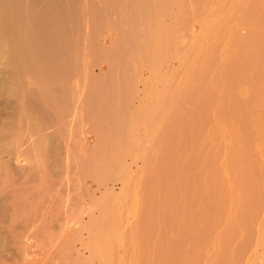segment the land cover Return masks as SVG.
Wrapping results in <instances>:
<instances>
[{
    "label": "rangeland",
    "instance_id": "374dc122",
    "mask_svg": "<svg viewBox=\"0 0 264 264\" xmlns=\"http://www.w3.org/2000/svg\"><path fill=\"white\" fill-rule=\"evenodd\" d=\"M91 1L92 0H84V2H83V0H82V2L81 1L79 2L77 0L78 7H76L77 6L76 3H75L76 6L74 5V7L77 9L72 7L71 10L74 8L75 10L80 9L78 11H81L84 8L85 10L83 9L84 11H82V12H85L87 10L86 8L89 6ZM129 1H131V4L135 5V3L138 4V2H140L142 0H129ZM179 1L181 2V3L178 2L179 5L177 4L176 6H169L168 8H166L162 11L163 13L160 14L161 17L159 19L160 22L158 25L155 23V19H154L153 15L150 14L154 21L152 20V18L150 19V15H149L148 19H150V22L148 21L149 25L147 24L148 25L147 31L146 30L144 31L145 35L148 34L147 32H149V34H148L149 37H147L149 39V41H148L149 43H147L148 50L146 51L145 54H142V52H141L142 51V49H141L142 43L145 40L144 38H142V37H144V35L142 36V34H143L142 32H141V38L139 39L140 30L141 31L144 30L143 25L145 24V22H143L144 24L141 22L142 23L141 24L142 29L140 28V23H137L139 25L136 24L137 26H139L138 27L139 32H136L134 30V32H136L135 34H137L136 36H138V39H139L138 40L136 38V40H135V41H138L137 43L135 42L136 46H137V47L135 46L136 50L133 49L134 47L132 49L131 48L128 49V47H125V46H124L125 48L122 49L123 48L122 43L124 45H126V43H124L125 41H123L122 34L123 33L127 34L128 31L126 32V29H121L122 27L125 26V25L123 26V24H122L123 23L122 19H123L124 13L121 11V9H119V11H117V13H116L117 15H119V16H117L118 18L115 15L113 16L115 19L111 18V20H112L111 24L113 22V25L105 24L102 26V24H101V26H99L96 29V27L91 26L92 24H90L89 23L90 21L88 20L89 22L86 21L87 22L86 27H88V28H85V30H87V31L84 30L85 26H82V27L77 26V24L79 25V23H80L79 19H78L79 17L77 15L75 16L76 19H78V20H77V23H74L75 17L71 16V14L69 13L70 15H68V16L69 17L71 16L72 18L68 17V19L70 21H68L67 23L68 24L70 23L69 25L71 27L66 25V29H67V27H69L68 29H69V32H71V33L67 32L68 29L66 30V32H67L66 39L68 41L70 40L69 42H70V46H71V51L73 52V53H71V52L70 53L74 57L73 58L71 56L72 59L75 61V58H77L75 56H78L79 60H78V58L76 60L80 61L81 67L79 65L76 67H74V66L72 67V69L74 70V73H73V71H72V73H70V76H72V77L69 76L70 78L68 80V86H67L68 88L64 94H61V93H63L62 91H56V93H54V94H58V95H55V96L53 94L51 95V93H50L51 96L58 97L59 100H61V102H62V100H64L63 97L66 98L65 102L64 101L62 102L63 106H64V107L63 106L62 107L64 110L61 108L62 110H59V111H50V112H49V110L47 111V109L44 108L42 101L34 95V91H36L38 89V86L45 88L44 86H46V83H43V84H42V82L36 83L34 80L31 81L30 78H27L28 79L27 81L25 80L26 81L25 86H26V88L30 89L28 92H31V93L33 92V94H31V96H35V97L34 98L31 97L32 99L29 97L30 99H28V100H30V103L28 101L25 105V109H21L24 107H21V105L17 102L15 97H13L12 95L9 94L10 81L8 80L7 77H4L2 75L3 71L1 70L2 68L0 65V71H2V72H0V181H1V183H0V264H125V263L126 264H135L133 261H136V264H137L140 257L137 258V256L133 255V254H137L139 256L140 254H138V253H140V249L142 248V242H141L142 239L140 236H143L142 235L143 231L141 230L142 229L141 224L143 223L144 220L147 221V219H151L152 217L153 218L156 217L157 220L155 219V223H154L155 227H152L153 230L154 229H156V230L154 232H153V230H151L150 240H153L154 238L160 239L161 241L163 240L164 241L163 243L165 245L167 244L170 247L171 241H169V240H173L175 238L173 237L174 235L172 234V232L166 230L168 226L166 224L167 219H165V218L168 216L169 211L167 212V209L165 211V207L167 208L166 204H164L163 207L160 206L161 205L160 203L162 201V197L164 198L163 195L162 196L160 195V193H161L160 192V186H161L162 182H164L163 180L167 179V178H165V176L167 175L169 178V176H172L174 171L173 172L168 171L164 176H162L163 179H162V177L160 178L159 175L155 176V171L157 169L156 167H159L158 166V165H160L159 163L163 164V161L167 157L170 156L171 152L173 153V151L166 144L165 140L163 141V139L165 136L167 138H170V137H168L169 135H166V133H170L172 131L171 132V134H172L173 130L177 129V126L179 127V125L177 123L182 121L181 119H183L182 117L184 115L186 116V113H187V117L188 116L191 117L192 116L191 114L193 113V115H194V113H195L196 114L195 117L197 119L198 118L200 119V116H199L200 113L198 114L199 109L201 107H203V105L205 103H207V102H205V101H207V99H205V100L203 99V101L205 102L204 103L203 101H201L202 100L201 98L202 97L207 98V97H205L208 95L207 93L212 91V93H209V95L210 94L213 95V93L216 94V96L218 98L216 97V101L213 102V104L216 106V108L219 107V105H220L219 96H220V94H222L221 96H223L226 92V90H225L226 85L224 84L225 85L224 86L223 84H221L222 80L219 78V72L221 71V67L223 68L222 63H223V60L225 59L224 56H226L225 52L228 54L230 53L231 47H229V46L233 45V42H235V40H237L239 43H242L244 46L247 45L246 41H248V39H249V33L250 32H249L248 27L244 26L243 24H242V27H239V26H241V23H242V22L241 23L239 22V20H240L239 17H241V15H243L244 10L247 11L246 8H249L248 3L252 2V0H197V2L195 4V8H194L193 4H192L193 5L192 6L191 3L190 4L188 3L189 0H179ZM254 2H255V5L258 7L262 6L260 8V10H261L260 14H262V16L264 17V6H263L264 0H254ZM79 3H82V5ZM84 4L87 7H85ZM79 5L81 7L83 5L84 6L81 9V7ZM184 6H186V7H184ZM69 7H71V6H69ZM171 7H173V8H171ZM181 7H182V9H181ZM243 7H244V10H241V9H243ZM191 8H193V10H191ZM67 9H68L67 11H69L68 7H67ZM54 10H56V8H54ZM197 10H199V11H197ZM240 10L243 11L242 14H241ZM118 12H120V14ZM2 13L3 12H0V16L2 15ZM187 13H189V14H187ZM185 14L187 15V17L189 15H192V16H189L190 18L189 17L187 18ZM239 14H240V16H239ZM73 17H74V20H73ZM220 17H222V18H220ZM243 17H244V15H243ZM235 19L236 20L239 19L237 21L240 24ZM119 20H120V22L122 20V22L120 23ZM193 20H195V21L193 22ZM230 20H233L234 22L230 21ZM145 21H147V20H145ZM114 22H117V24L115 23L116 26H115ZM224 22H226V23H224ZM136 25H134V27ZM208 25L211 27L213 26L214 28L213 27L211 28ZM34 26H35L36 30L41 31L43 29L42 24L39 23L38 21L35 22ZM110 26H112V27H110ZM114 26L115 27L118 26V27L116 29H114L115 28ZM137 26L135 28H137ZM185 26H186V29H185ZM218 26H220L219 28L221 30L218 28ZM90 27L92 28V30H90ZM100 27H101V31H100ZM104 27L106 30L104 29ZM150 27H151V31H148ZM82 28L84 31L81 30ZM124 28H127V27L125 26ZM164 28H166V30ZM127 29H129V28H127ZM115 30L118 32V37L116 35L117 32H115ZM122 30L124 31L123 33L121 32ZM161 30L163 33L167 34V35L164 34L165 37L163 36V41H161L162 35H163ZM263 30H264V28H263ZM89 32H91V33H89ZM93 33L94 34L96 33V34L94 35ZM92 34L94 35L93 40H92V36H93ZM160 34H161V36H160ZM87 35H89V36L91 35L90 39L92 41L96 40L95 41L96 43L94 42L92 44L91 40L88 38L89 36H87ZM158 36H160L161 38ZM261 36H263L261 38L263 40L264 39V32L263 31L261 32ZM84 37H86L88 39L85 38L86 39L85 40ZM96 37H97V39H96ZM115 37H116V39H115ZM154 39H155V41H154ZM233 39H234V41H233ZM245 39H247V40L245 41ZM87 40H89V42H90L89 45L87 44V42H88ZM119 40H121L122 43L120 41L119 42L120 44L118 46L117 41H119ZM164 40H165V42H164ZM245 42H246V44H245ZM114 43H115V45H114ZM162 43H164L165 47L163 46ZM199 43L200 44L202 43V44L200 45ZM214 43L216 44L219 52L217 49L215 50L216 47L214 46ZM161 44H162V46H161ZM212 45L214 47V48L212 47L213 50L211 49ZM113 46H115V47H113ZM119 47L122 50H120ZM161 47H163V49ZM167 47H168V49H165ZM209 47H210V49H209ZM226 47H228V48H226ZM155 49H157V50H155ZM226 49L227 50L229 49L228 50L229 52L225 51ZM158 50H160V52L162 54H160V52ZM163 50H164V52H163ZM209 50H210L211 54L213 52H215L217 54V56L221 57L220 59L218 57L221 65L219 64V66L213 68V72H212V69H210L208 67L207 73H205L204 70H206V69H204V67H207V66H205V64H207L208 62L204 63V61L208 58V56L211 55V54H205V53H207L206 51L209 52ZM43 51L44 50H42V49H41V51H39V54H41L40 56H42L45 53V51H44V53H43ZM108 51H109V53H108ZM263 52H264V48H263ZM110 53L113 55H111ZM129 53H131V54H129ZM215 53H213V54H215ZM109 54L111 55V57ZM202 56H205V58L204 57L202 58L204 61L201 60ZM263 56H264V54H263ZM120 57H121V59H120ZM154 57H155V59H154ZM158 57H159V59H158ZM221 59H223L222 62H221ZM113 61H114V64H113ZM121 64L122 65L124 64L125 66L124 65L122 66ZM127 64H129V65L127 66ZM201 64H204L203 68H202ZM114 65H116V67L118 66L117 69L114 67ZM68 67H71V66L65 65L61 68V67H58L57 65H54L53 67H49V71L53 72L54 70H56L58 73H62L66 70L71 69V68L68 69ZM77 67L79 69L80 68L81 69L80 70L76 69ZM114 69L116 70V72L118 69H120V70H118L119 73L117 72L118 75H117V73H115ZM126 69L128 70L127 71L128 74L127 73L124 74L125 71L123 72V70H126ZM71 70H69V71L71 72ZM210 70H211V72L209 74L208 72ZM214 73H215V75H213ZM254 73L253 74L255 75V78L253 77L254 75L251 76L252 78L256 79V77H257V79H259V77L261 76L262 79H264L263 69H259V70L255 69ZM115 74H116V76L114 77ZM201 74H202L203 79L200 77ZM203 75L207 76L208 78H205V76H203ZM187 76L189 78L191 77L190 80H189V78H187ZM214 76L217 78L214 79ZM119 77H121V78H119ZM192 78L196 84L193 82ZM196 78H198V79H196ZM195 79L198 82H196ZM205 79H208V80H205ZM201 80H202V84L200 82ZM209 80H211V82L213 83V84L212 83L209 84L210 90L212 89L211 87H213L212 85H215L213 88L217 87L216 88L217 90L216 89L211 90V91L208 90L209 86L205 82L208 81V83H209L210 82ZM27 83H28V85H27ZM110 83L112 86L110 85ZM100 84H102V85H100ZM113 84L116 86H114ZM156 84H158V85H156ZM202 85L204 87H207L208 88L207 90L209 92L207 91V93H205L204 92L205 88H203ZM27 86H30V87H27ZM100 87H101V89H100ZM184 87L186 88L188 93L183 92ZM192 87H193V89H192ZM123 88H124V90H123ZM156 88H157V90H156ZM190 88H191V90H190ZM182 89H183V91H182ZM202 89L204 92L203 96H202V93H203ZM227 89H228V87H227ZM71 90H73L75 92H73ZM99 90H100V92H99ZM161 90H162V92H161ZM178 90H180V91H178ZM198 90L199 91L201 90V91L199 92ZM48 91H50V90H48ZM68 91H71V93ZM101 91H102V93H101ZM103 91L104 92L106 91L105 92L106 94H104ZM159 91H160V93H159ZM196 91L198 92V96L195 95V94H197ZM261 91H262V95H264V90L262 89ZM181 92H183V93H181ZM120 93L122 94V96ZM123 93L126 94V96H128V97H126ZM127 93H128V95H127ZM164 93L166 95H164ZM189 93H193L194 95L193 94H190V95H192L194 97L193 98H191L192 96L189 97ZM248 93L250 94L251 92L248 91ZM115 94L117 96L116 99H115ZM205 94H207V95H205ZM215 94H214V97H215ZM249 94H248V96L250 98L251 96ZM100 95L102 96V100H100L101 99V97H99ZM109 95H110V97H109ZM162 95H163V97H162ZM172 95H173V98L176 97L175 99L177 101L180 99L179 102H176V103L173 102L176 100L172 98ZM179 95H183V98L186 97V99L181 100L182 96H179ZM199 95L201 96L200 99L198 98V97H200ZM226 95L228 96L229 93ZM118 96L120 98L119 102H117ZM178 96L181 98H177ZM248 96L246 95V99H244V100L248 101L249 100V99L247 100ZM112 97H114V98L112 99ZM224 97H225V95H224ZM233 97H235V95ZM187 98H188V100H187ZM35 99L37 101H34ZM38 99H39V101H38ZM96 100H97V103L99 105L96 103ZM113 100H116L115 103H113L114 102ZM212 100H214V98H212ZM230 100L232 101V98H230ZM230 100L227 101V104H230ZM111 101L113 104H115V107H116V105H119L118 103H120V104L124 103L122 106L119 105L120 108L119 107L118 108L121 110H118V108H117L116 109L117 113L115 112V115H114V113L111 114V112H113L112 107H111ZM180 101L184 102L185 105H184V103H183V105L179 104ZM192 101L194 103H191ZM38 102H41V103H38ZM116 102H117V104H116ZM162 102H164V103L168 102V104H170L169 102H172V103L170 105H168L169 107L166 105L167 103H165L164 106H166V107H164ZM197 103H200V104L197 106ZM211 103H212V101H211ZM211 103H209L208 106L213 105ZM35 104H36V106L39 105V107L37 108L35 106ZM101 104H103V105H101ZM127 104H128V106H127ZM161 104H162V106H161ZM190 104H193L192 107ZM157 105H159V106L157 107ZM200 105H202V106H200ZM214 105L208 107V108H211L212 110L207 108L208 111L206 113L209 117L212 116L211 118H209L211 123L209 122L207 115L203 116V117H205V120L203 119L205 121V123H204L205 125L202 124L203 125L202 127L205 126L204 127L205 131H203L204 129H202L201 130L202 132L201 131L200 132L201 133L204 132V134H201V135L198 133L196 134L195 139H197V141L198 140L199 141H198V143H196L197 141L193 142L195 140L194 139L190 143L191 146L192 145H194V146L193 147L190 146L191 147L190 149L192 150L194 147L198 148V146L199 147L205 146L204 144H205V142H207L208 144L210 143L209 144L210 146L204 148L203 151H205L204 152L205 154L208 155V152H209V157H212L211 155H213V157H217L219 155L218 158L223 157L222 159L220 158V160L217 158L218 159L217 164L216 163H215V165L213 164V166L210 169H212V168L215 169L218 166L217 170L212 169V171L213 172L214 171L224 172V169L222 168L223 169L222 170L221 167L222 166L224 167V165L226 164L224 167L226 170L225 174L227 176H230L229 179L227 176H225L224 173H222V176L220 177L218 174H216V173L213 174V172L211 171V175L213 174V176H214V178H216V180L212 179V181H211V178L213 176H210V178H209L210 180L204 184L203 188L207 189L206 191H210L216 185L221 186V190H222L221 194H223V192H225L224 193L225 195H221L220 199L221 198L227 199V202L224 203V204H226V206H224V207L225 208L227 207L225 209L226 211L224 209H223L224 211L222 210L223 214H224V212L226 213V218L224 216L225 214L223 215V218H221L222 217V215H221L220 218L222 219V222L219 221L220 223L217 224L218 226H215L214 228L213 227L210 228L209 234L211 236H208V237H211V238H209L210 241H206V242L201 243V246L199 245V247L197 249H194L193 250L194 252L192 251V254H194L195 257H197L196 264H210V263L213 264V262H214V264H221L220 258L222 257L221 256L222 254L223 255L227 254L229 257H231L230 264H254V263L255 264H264V197H263L264 194L259 193L260 191L262 193V191H263L262 189H264V178H263L264 175H261V173L264 174V157L263 158L261 157V156H264V148H263L264 146H262L260 144L259 138L256 139L257 142L255 140V144H254L255 147L251 146L252 144L249 145V143L247 141L241 142L242 144L245 145L246 150L244 149V146H242L241 143H238V145H236L237 150H238V147H239V150L241 149L240 150L241 152L244 149L246 152L245 153L246 155L248 154V155H251L252 157H254L253 159H251L252 157L248 156V158H247V156H243V157H245L244 158L245 162L246 161L248 162L247 159L250 158L251 167H249L248 170L255 166L256 170L250 169L252 171V173L254 174V172L256 171L258 173L255 172V175L257 174L256 176L257 177L259 176L258 178H261V176H262L263 181H262V179H260L261 181L260 180L259 181L263 183V185H262L263 187L261 186V183L258 185L257 188L255 187L256 188V189H254L255 192L258 191L257 189L260 190V188H262L259 192H257L259 195H261V196H258V198L260 197L259 201L260 200H262V201L259 202L256 199L257 203L259 202V206L255 202L258 207L254 211L251 210L252 213L250 211V214H252L253 216L249 215V216H251V218L248 216L250 218L249 221L246 220V221H248L247 222L248 224L245 222V219H244V221L242 220L243 221L242 227H244V228L240 227L242 229L239 228V231H236L232 235L236 239L235 240V239H233V237L231 238V234H230L231 231H228V228L229 229L231 228V227H229V225L230 226L233 225V227H234V225L236 224L233 221L235 219V212L238 211L240 205H237V204H239V203H237L238 200H236V202H235V200H228V195L230 196V193L232 194V192L234 191L233 190L230 192V189L228 188V187H230V186H228L230 184H228V183H229L230 179L231 180L233 179L232 178L233 176H234V179H236L235 178L236 176L240 177L243 174H245L244 173L245 167H244V165H241L243 162V161H241L243 159L242 157H241L242 159L240 160L241 164L239 163L240 165L238 164V162H236V164L235 163L233 164V163H227L228 161L231 162L230 160H228V159L225 160L226 154H225V156H223V154L225 153L224 151L226 150V148L229 149V147L231 146V141L228 139H222L220 136H218L219 139H217V140L215 139V134L218 132L215 130H217L216 126H217V124L219 125V123H218V121L216 122V120H215L217 118V116L214 113L216 111H218V109L215 110L216 108ZM217 105H218V107H217ZM40 106L42 108H40ZM112 106H114V105H112ZM155 106H156V108H155ZM177 106L180 108L178 109ZM182 106L184 109L181 108ZM98 107H99V109H98ZM103 107H104V109H103ZM174 107L176 108V111H175ZM39 108H40V112H39ZM110 108L112 111L110 110ZM168 109H169V111H168ZM192 109L193 110L198 109V110H195V112H194V111H192ZM20 110H23L24 113L26 111L27 112L31 111L32 112V114L30 115L31 120H30V118H27L28 120H26V118H24L25 117L24 113ZM172 110H174L175 112ZM177 110H179V111H177ZM188 110H190V113L192 111V113L190 114L188 112ZM209 110H210V112H209ZM160 111H162V112H160ZM41 112L45 113V114H41L42 116H40L39 114ZM46 112L47 113L49 112L50 114H52L51 118H53L54 123L52 120L49 121L50 117L48 114L49 118H47ZM96 112L98 113L97 115H95ZM118 112L120 113V115L118 114ZM159 112H160V114H159ZM165 112H167L166 114H169V115L172 112H173V114L176 113L175 115H178V116L181 114L180 118L178 116L175 117V115H174L175 119L172 117L173 114H171V116H168L169 118L172 117V120L173 119L177 120V117H178L179 118L177 120L178 122H176L174 120H173V122L169 121L171 118L166 120L167 115L165 114V116H164ZM162 113H163V115H162ZM99 114H100V116H99L100 118L97 117ZM123 114H124V116H123ZM197 114L199 117L197 116ZM216 114H217V112H216ZM38 115L40 116V118L43 117L44 120L46 118L47 121L51 122V125L50 124L49 125H50V127L52 126L51 127L52 130L54 129L53 130V132H55L54 136H53L52 130H50L51 128L49 129V126L47 125L48 129H46L47 126H45V124L43 126L44 129L42 128V126L40 128H38L39 130L35 129V128L33 129L31 127V129L33 130V133H31V132L29 133V131L27 132V130L25 129L26 124L29 123L30 121L32 122V120H33V122H35L34 120L37 121L39 119ZM43 115H46V117H44ZM109 115H111L113 117H111ZM160 115H162V116H160ZM200 115L202 116V114H200ZM189 117H188V119L190 120ZM96 118H99V119L97 120ZM108 118H110V119H108ZM163 118H165V119H163ZM93 119L96 120L97 123H94ZM101 119H102V121H101ZM114 119H116V120L113 122ZM184 119H185V120H183L184 122L186 120L189 121L187 118H184ZM121 120H122V122H121ZM146 120H148V122ZM207 120H208V122H207ZM60 121H62V122H60ZM31 122L29 124H30V126H31V124L33 126L34 123L33 122L31 123ZM213 122H216L217 124L216 123L213 124ZM161 123L163 126H161ZM186 123L187 122H185L184 124H186ZM96 124H98V125H96ZM148 124H149V126H148ZM255 124L256 123H253L254 126L253 125L251 126L254 129H255ZM58 125L61 128L58 127ZM63 125H64V127H62ZM102 125H103V127H102ZM115 125H117L116 126L117 128L115 127ZM130 125H131V127H130ZM20 126H22V127H20ZM98 126L101 128H99ZM23 127H24V129H23ZM55 127H57V128H55ZM160 127L161 128L164 127L165 129L164 128L160 129ZM9 128L12 129L11 131L9 130L12 133H10L8 131ZM29 128L27 127V129H29ZM113 128H116L117 130L113 129ZM257 128H258V125H256V129ZM111 129H113V130L111 131ZM13 130H14V133H15V131L17 132V133H15L16 135H14V136L20 137V138L15 137L17 139V142L19 141L18 139H20V141L24 140V143H22V145H24V146H22L20 144L21 143L20 141H19V146H17V148L19 147L18 149H20V152L17 151V148H15L16 146L13 148L12 145L10 144L11 139L13 137V136H11V134L13 135ZM34 130L36 132H34ZM37 130L39 131L40 135L37 132ZM160 130L162 132L161 136H160ZM162 130H164L165 132ZM45 131L47 133H44ZM50 131L52 132L51 135H49L51 133ZM137 131H138V133H137ZM146 131H149V132L147 133ZM166 131H168V132H166ZM41 132H43V133H41ZM163 132L165 135H163ZM183 133H184L183 137H185V133H187V131H183ZM188 133H189V131H188ZM41 134L42 135L44 134L45 136H46V134H48L47 136H49L48 137L49 141L47 142L49 144H47V143L45 145L43 144L44 145L43 150H41V148H42L41 143H43L41 141L42 139H39L40 136L42 138ZM114 134H116V135H114ZM262 134H264V133H262ZM44 135H43V137H45ZM137 135H138V137H137ZM187 135H186V137H187ZM197 135L198 136L200 135V137H198ZM202 135L205 138L202 137ZM217 135H219V134H217ZM217 135H216V138H217ZM159 136H160V138H163L161 140H162L163 144L164 143L166 144V145L164 144L165 146L162 145V143L159 139ZM9 137H11V138H9ZM166 137H165V139H166ZM189 137L186 139L188 140ZM112 138H114V139H112ZM115 138H118V139H115ZM109 139H111V140H109ZM184 139H182L183 142H184ZM205 139H207V140H205ZM261 139L262 140L264 139L263 135L261 136ZM38 140H39V146L41 145L40 147L38 146V148L35 147L36 144L33 146L30 143V141L37 143ZM157 140H158V142H157ZM187 140H185V141H187ZM218 140L223 146L220 143H218ZM112 141L114 142L113 145H111ZM134 141H135V144H137V146H135ZM166 141H167V139H166ZM132 142L134 145L132 144ZM258 142H259V144H257ZM123 143L124 144L126 143L127 145L125 144L126 146L124 147ZM167 143H168V141H167ZM185 143L186 142H184V144ZM192 143H194V144H192ZM15 144H16V142H15ZM26 144H27V146H26ZM51 144H53L54 146H52ZM131 144H132V146H131ZM138 144H139L140 148L138 147ZM195 144H197V146ZM219 144L221 147L219 146ZM17 145H18V143H17ZM48 145L49 146L51 145L50 146L51 148H48L49 150L45 148V146H48ZM160 145H161V148L159 147ZM189 145L187 148H189ZM259 145L262 148H260ZM20 146H22V147H20ZM31 146H33V147L29 148ZM247 146H249V147L247 148ZM9 147H11V148H9ZM167 147L169 148L170 153H169V150ZM21 148H22V150H21ZM33 148H35V150L38 149V151L35 152V150ZM123 148L125 151L122 150ZM187 148L182 150L183 154H181V156H182L181 160L185 161V157L188 154H189L188 155V157H189L192 155V153L195 152V148L193 149L194 152H192L193 150L188 152L189 149H187ZM6 149L7 150L12 149L13 152H12V150L7 151ZM29 149L30 150L32 149L31 150L32 152H30ZM252 149H253V151H252ZM108 150L111 152V155L109 154ZM164 150H165L166 154L164 153ZM184 150L186 151L187 154L184 152ZM26 151L29 153H27ZM23 152H24V155L22 154ZM120 152L122 154H119ZM147 152H148V154L151 155L150 156L151 158H152L153 154H155L153 161L151 160V158L149 160ZM25 153H27L26 156H25ZM49 153H50V155H49ZM221 153H223V154H221ZM243 153H244V151H243ZM243 153H242V155H243ZM139 154H141L142 156L141 155L139 156ZM185 154H186V156H185ZM216 154H217V156H214ZM43 155H44V157H43ZM19 156H21V157H19ZM165 156H166V158H165ZM239 156H241L240 152H239ZM94 157L96 160L94 159ZM100 157H102V158H100ZM144 157L146 158V160L148 157V163L150 161H152V162H154V164L157 163L156 164L157 166L154 165L153 166L154 168H152L153 163H151V162H150L151 164L149 163L151 165L150 168H148L147 162H146V166H144L143 164L146 161V160L144 161ZM188 157H186V161H187ZM155 158H156V161H155ZM162 158H165V159L162 160ZM226 158H227V156H226ZM159 159H161L162 161H160ZM98 160H100V161H98ZM116 160H118V161H116ZM223 160H225L226 162L225 161L223 162ZM122 161H123V164H122ZM218 161H221L224 165ZM247 162H246V164H249ZM111 163H112V165H111ZM85 164L86 165L89 164V165L86 166ZM218 164H220L221 166ZM243 164H244V162H243ZM253 164H255V165H253ZM104 165H105V167H104ZM235 165H236V167H235ZM214 166H215V168H214ZM242 166H243V168H242ZM233 167L236 168V171H235V168H233ZM142 168H144V172H145V173L143 172V174H141L143 171ZM230 168H233V169H230ZM246 168H247V165H246ZM197 169L195 167V170H193V169L191 171L185 170V171H188L189 173L193 172L192 173L193 175L189 174V173L188 174L184 173L185 171H182V174H185V175H181V178L183 179V177H185V179H184L185 185H188L190 183L191 179H193V178H194L193 180H201L203 178L204 175L202 176V174H204L203 173L204 171L201 172L202 171L201 168H200V170H199V168H197ZM89 170H91V171H89ZM104 170H106V171H104ZM145 170H150L153 172L154 175L152 174L151 176H149V178L150 177L152 178L155 176L154 178H156L155 179L156 181H158L159 178L162 179L161 184L158 185L159 182L158 183L154 182L155 181L154 179H150L151 182H148L150 180H148L149 179V178H147L148 176L146 177L145 175H147V174L149 175L152 172L146 173L147 171H145ZM253 170H254V172H253ZM87 172H89L90 174ZM241 172H242V174H241ZM118 176H119V178H118ZM189 176H191V178ZM193 176H195L196 179ZM1 177H3V178H1ZM98 177H100V179ZM104 177H105V179H104ZM219 177L221 180V181L219 180L220 183L217 182V179H219ZM223 177L224 178L226 177L228 180L227 179L223 180L224 179ZM186 178H188V179H186ZM144 179L145 180L147 179L148 181L146 180V182H144ZM160 179H159V181H160ZM234 179L232 181L230 180L231 184L234 181ZM152 180H154V181H152ZM226 180L228 182H225ZM223 181H224V183H222ZM103 183H104V185H103ZM144 183H150V185L145 184L148 186V188L144 187L147 190L146 193H148V195L144 192L145 189L143 190V188H142V186H145ZM152 183H154V184H152ZM155 183H157V184H155ZM217 183H219V184H217ZM225 183H227L228 185H225L227 188L225 187V189H224L222 184H225ZM150 187H151V191H150ZM156 188H158V190ZM152 189L157 190L156 192H157L158 196H157V194L153 193L155 191ZM227 189H229V190L227 191ZM139 191H140V193H139ZM151 193H153L152 195H154V196H149V194L151 195ZM226 193H229V194H226ZM155 195H156V198H155ZM145 196H146V198H144ZM224 196H227V198H224ZM152 197H153V201L156 203L158 201L159 204L157 203L156 205H154L155 203L152 200L149 201V199H151ZM261 197H263V198H261ZM138 198H139V200H138ZM145 200H146L147 205L150 207L146 206V204H144L145 202L143 203V201H145ZM151 202H153V203H151ZM150 203H151V205H150ZM143 207H144V209L146 207H148L150 209L146 208V210H144ZM161 207L163 209H161ZM156 208H157V210H156ZM109 209L112 210L113 214H111L112 212ZM148 210H149V214L147 212ZM150 210H152V211H150ZM160 210H163V212H161ZM227 210H230V212L229 211L227 212ZM159 211L161 214L159 213ZM222 211H221V213H222ZM108 212H110V213L107 214ZM146 212H147V214H146ZM152 212H153V215H152ZM253 212H255V213L253 214ZM101 213H103V214H101ZM150 213H151V215H150ZM158 213H159V216L157 215ZM164 213H166L167 215L165 216ZM227 213H229V214L227 215ZM105 215H107V218H109V219L105 218ZM231 215L233 217L229 221L228 218H230ZM110 216L113 218H111ZM147 217H149V218H147ZM248 217L246 219H248ZM224 219H226V221L223 222ZM152 220H154V219H152ZM163 220H165V221H163ZM231 220H232V222H231ZM236 220H238V219L236 218ZM97 221H98V224H96ZM106 221L107 222L109 221L108 224ZM227 221L231 222V223L230 224L228 223V225H227V223H226ZM238 222L241 223V220L240 221L238 220ZM238 222H237V224H238ZM114 223L117 225H113ZM224 223H225V225H224ZM232 223H234V224H232ZM138 224H140V225H138ZM219 224L221 227L219 226ZM106 225H107V227H106ZM226 225L228 227H226ZM139 226H141V227H139ZM97 227L99 230L97 229ZM218 227H219V229H218ZM233 227H232V229H233ZM108 228H109V230H108ZM105 229H106V231H104ZM138 229H139V231H138ZM226 229L228 232L226 231ZM232 229H230V230H232ZM101 231H104V232H101ZM91 232H95V233H91ZM137 232H140V233H137ZM114 233H115V235H114ZM135 234H136V239H138V240H136L134 238ZM97 235H98V237H97ZM100 235L103 238H101V237L99 238ZM236 235H238V236H236ZM222 236H223V238H222ZM228 236H230V237H228ZM164 237H166V241L164 240L165 239ZM168 237H169V239H168ZM260 237H262V238H260ZM132 238L135 240H133ZM219 238L220 239L222 238L223 242H219V241H221ZM226 238L227 239L229 238V240L230 239H233V240H230V242H228V240H226ZM97 239H99V240H97ZM211 239L212 240L215 239V240L212 241ZM96 240H97V242H96ZM224 240L227 241L226 242V243H228L227 245H226ZM262 240H263V242H262ZM110 241L111 242L114 241V242L111 243ZM214 242H216V243H214ZM184 243H185V241H184ZM184 243H183V245H184ZM219 243H225L222 245L224 247L226 245V249H224V247L221 244L219 245ZM165 245H164V247L166 248L167 246H165ZM112 246H114V248ZM187 246H188V244L185 245V249L188 248ZM220 246H222V247H220ZM106 247L108 248V250ZM135 247H136V249H135ZM164 247H162L159 250L150 249V251L148 252L149 254L147 253V255H148L147 258H149V260H151V261L150 262L145 261L146 260L145 259L144 260L145 262H144L142 260L144 258H142V259L140 258V262L143 261V263L141 262L138 264L152 263L153 262L152 260H154V262H157V261L159 262L158 258L163 253L165 254V252H168V249L170 251L169 247H167L166 250ZM182 247L184 248V246H182ZM227 247H228V249H227ZM104 248H105V250H104ZM111 248H112V250H111ZM95 250H98V251H96V254L94 255ZM196 250L200 251L202 254ZM224 250H226L227 252H228V250L230 252L233 251L232 253L234 255L236 252V255H237L236 258H234L235 256L233 254H232L233 257L231 255H229V254H231L229 252H228L229 254L228 253L224 254V252H223ZM99 252H101V253H99ZM136 252H138V253H136ZM221 252H222V254H221ZM103 253H106L108 256L106 254H103ZM197 253L200 255H198ZM240 253H242V254H240ZM218 254H220L221 257ZM213 255L214 256L218 255V256L215 259L216 256L214 257ZM131 256H132V258H131ZM134 256L136 257V260H134L135 259ZM201 256H202V258H201ZM183 257H185L186 261H188V262H183V260L185 261V258H183ZM183 257H182L183 260L180 259L181 264H189V260L187 259V257L186 256H183ZM111 260H112V262H111ZM216 260L218 261V263ZM146 262H148V263H146Z\"/></svg>",
    "mask_w": 264,
    "mask_h": 264
},
{
    "label": "bare ground",
    "instance_id": "6f19581e",
    "mask_svg": "<svg viewBox=\"0 0 264 264\" xmlns=\"http://www.w3.org/2000/svg\"><path fill=\"white\" fill-rule=\"evenodd\" d=\"M79 2L81 1L82 2V0H78ZM83 2H84V0H83ZM178 2H180L179 0H142V1H140V2H138V4H136L135 3V5H133V4H131V1H129V0H92L91 1V3L89 4V6L87 7L85 4V7H87L86 9V11L85 12H82V11H84L83 9H82V7L84 6H80L81 7V11H78V10H80V9H78V10H75V9H77V8H75L74 7V5H75V3H76V5H77V0H0V12H3L2 13V15L0 16V65H1V70L3 71H0V72H2V75L4 76V77H7L8 78V80L10 81V88H9V94L10 95H12L13 97H15V99L17 100V102L21 105V107H24V108H21V109H25V105H26V103L29 101V103H30V100H28V99H30L31 97H37V98H39L41 101H42V103H43V106H44V108L45 109H47V111L49 110V112L50 111H59V110H62L63 109V101L65 102V97H63L64 98V100H62V102H61V100H59V98L58 97H53V96H51L52 94L55 96V95H58V94H54V93H56V91H62L63 93H61V94H64L65 93V91H67V86H68V80H69V78L70 77H72V76H70V73H72V71H73V73H74V70L72 69V67L74 66V67H76V66H80L81 64H80V61H78L79 60V58H78V56H75V57H77L78 58V60H76L77 58H75V61L72 59V55H71V53H73L72 51H71V46H70V40L68 41L67 39H66V36H67V32H69V27H67V29H66V25H68V26H70L67 22L68 21H70L69 19H68V15H70L71 14V16H78L79 18V25L77 24V26H85L84 27V30H85V28H88V27H86V25H87V22L86 21H88L90 24H92L91 26L92 27H96V29L99 27V26H101V24H102V26L103 25H105V24H111V18H114L113 16L115 15L116 17L117 16H119V15H117L116 13H117V11H119V9H121V11L124 13V16H123V26L125 25L127 28H129V29H127V28H124V27H122L121 29H126V32H127V34L126 33H123L124 31L122 30L121 32L123 33L122 34V37H123V41H125L124 43H126V45H124L123 43H122V41L121 40H119V41H117L118 42V46H119V42L121 41V43H122V46H123V48L122 49H124L125 47H128V49L129 48H133V49H135L136 50V43L138 42V41H135L136 40V38L138 39V36H136L137 34H135L136 32H139V26H137V25H139V24H137V23H140V28H141V24L143 23V22H145V24L143 25L144 27V30L143 31H141L140 30V37H139V39L141 38V32L143 33L142 34V36L144 35V37H142V38H144L145 40L143 41V43H142V47H141V49H142V54H145L146 53V51L148 50V48H147V43H149L148 41H149V39L147 38V37H149L148 36V34H149V32H147L148 34H146L145 35V30L147 31V26L149 25L148 24V21L150 22V19L152 18V16L151 15H153V17H154V19H155V23L158 25L159 24V19H160V14L161 13H163L162 11L164 10V9H166V8H168L169 6H176L177 4H178ZM185 2V1H184ZM196 2H197V0H189V4L191 3V5L193 4L194 5V8H195V4H196ZM223 2V1H222ZM181 3V2H180ZM247 3V2H246ZM79 4H81L82 5V3H79ZM183 4V3H182ZM181 4V5H182ZM249 5V8H246L247 9V11L246 10H244V7H243V9H241V10H244V12L243 11H241L240 10V12H241V14H242V12H243V15H244V17H243V15H241V17H239L240 18V20L239 19H237V20H239V22L241 23V26H239V27H242V24L244 25V26H246V27H248V29H249V39H248V41H246L247 39H245V41L247 42V45H243L242 43H239L237 40H235V42H233V45H231V46H229V47H231V51H230V53L228 54V53H226L225 52V54H226V56H224L225 57V59L223 60V59H221V62H222V60H223V63H222V65H223V68L221 67V71L219 72V78L222 80V83L221 84H225L226 85V92H225V97H224V95L223 96H221L222 94H220V96H219V98H220V105H219V107H218V105H217V107L218 108H216V106L213 104V102H215L216 101V94L215 93H213V95L212 94H210L209 95V93H212V91L211 90H214V89H216L217 87H215V88H213L215 85H212L213 87H211L212 89L210 90V83H212L211 82V80H209L210 82L208 83V81L207 82H205V83H207V85L209 86V89L207 88V87H204L203 85V88H205L204 90V92L205 93H207V91L208 90H210L211 92H209V93H207V94H205V95H207V96H205V97H207V98H204V97H202L201 98V94L199 95L200 97H198L199 99L201 98L202 100L201 101H203V99L205 100V99H207V101H205V102H207V103H205L204 101V105H203V107H201L200 109H199V112H198V114L200 113V114H202V116L199 114V116H200V119L198 118H196L195 117V113H194V115H193V113H192V111H194L195 112V110H198V109H195V110H193L192 109V111H191V113H190V110H188V112L192 115L191 117H189L190 118V120L188 119V117H187V113H186V116L184 117H182L183 119H181L182 121L181 122H178L177 120L180 118V115L178 116V115H175V114H173V112L171 113V114H173V118H174V115H175V117L176 116H178L177 117V120H174V121H176V122H178L177 124L179 125V127L177 126V129H175V130H173V133L171 134V132L170 133H166V135H169L168 137H170V138H167L166 136V139H167V141H168V143H167V141H166V139H165V137H164V139L163 138H160V136H161V134H162V132H161V130H160V136H159V139H160V141H161V143H162V145H164L163 144V142H162V140L161 139H163V141L165 140V142H166V144L170 147V149L173 151V153L171 152V154H170V156L169 157H167L166 158V156H165V158H162V160L163 159H165L164 161H163V164L162 163H159L160 165H158L159 167H156L157 169H156V171H155V176H160V178L162 177V176H164L168 171H171V172H173L174 171V173L172 174V176H169V178H168V176L166 177L165 176V178H167L166 180H163L164 182H162V184H161V181H162V179H163V177H162V179H160V181H159V179H158V181H156L155 179L156 178H154V177H150L149 178V176H151L152 174H153V172L152 171H150V170H145V171H147L146 173H150V172H152L151 174H147V175H145L147 178H149L148 180H150V179H154V180H152V181H154V182H159L158 183V185L159 184H161V186H160V195L162 196H164V198L162 197V201H161V205L160 206H162L163 207V205L164 204H166V206H167V208L165 207V211H166V209H167V212H168V216L165 218V219H167L166 220V224H167V229L166 230H168V231H170V232H172V234L174 235L173 237L175 238V239H173V240H169V241H171L170 242V247L166 244H164L163 242V240L161 241L160 239H156V238H154L153 240H150V238H151V236H150V234H151V230H153L152 229V227H155L154 225V223H155V219H156V217L155 218H153L152 216V218L151 219H147V221H143V223L141 224L142 225V231H143V233H142V235L143 236H140L139 234V236L141 237V239H142V248L140 249V253H138V252H136V253H138V254H140L139 256L137 255V254H133V255H136L137 256V258L138 257H140L141 259L142 258H144V259H142L143 261L145 260V261H151V260H149V258H147L148 257V255H147V253L150 251V249H155V250H159V249H161L162 247H164V245L165 246H167V247H169L170 248V251H169V249H168V252H165V254L163 255L162 253V255L158 258L159 259V262L157 261V262H154V260H152L153 262L152 263H148V262H146V263H148V264H181V261H180V259H182L183 260V258H185V257H183V256H186L187 257V259L189 260V264H196V262H197V257H195V255L194 254H192V251L194 250V249H197L198 247H199V245L201 246V243H203V242H206V241H210V239L209 238H211V237H208V236H211L210 234H209V232H210V228L211 227H215V226H218L217 224L218 223H220V222H222V219L221 218H223V215L225 216V218H226V213L224 212V214H223V211L227 208H225L224 206H226V204H224V203H226L227 202V199H220V197H221V195H225L224 193L225 192H223V194H221V186H219V185H216V186H214L213 187V189H209L210 191H206L207 189H204L203 187H204V184L206 183V182H208L210 179V176H213V174H218L220 177L222 176V173H226V170H225V165L221 162V161H218V162H221L223 165H224V167L222 166L221 167V169L223 168L224 169V172H222V171H212V169H210L212 166H213V164L215 165V163L217 164V160L219 159L220 160V158H218L219 157V155L217 156V154L216 155H214V156H217V157H213V155H211L212 157H209V152H208V155L207 154H205L204 152L205 151H203L204 150V148H206V147H208V146H210L207 142H205V146H198V148H195V152H194V148L191 150L190 148L191 147H193L194 145H192L191 146V142L196 138V134L198 133V134H204V132L203 133H201L202 131V129H204L203 131H205V126L204 127H202L203 125L202 124H204L205 123V117H203V116H205V115H207L206 113H207V108L208 107H210V106H215V110H217L218 109V111H216L217 112V114H216V112L214 113L216 116H217V118L215 119L216 120V122L218 121V123H219V125L216 123V122H213V124L214 123H216L217 124V126H216V128H217V130H215V131H218L216 134H215V139L217 140V139H219L218 138V136H220L222 139H228V140H230L231 141V146L229 147V149L228 148H226L225 146V148H226V150L224 151L225 153L223 154V153H221V154H223V156H225V154H226V156H227V158H226V156H225V160L226 159H228V160H230L231 162H227V163H235L236 164V162H238V164L240 163L241 164V161H243L244 162V164H243V162H242V164L241 165H244V167H245V169H244V173L245 174H243L242 176H240V177H235L236 179H234V176L232 177L233 179H234V181L232 182V184L230 183L231 181L229 180V183L228 184H230V185H228L227 183H225V184H222L223 185V188L225 189V185H228V186H230V187H228L229 189H230V192L231 191H233L232 192V194L230 193V196L228 195V200H235V202H236V200H238L237 201V203H239V204H237V205H240V207H239V209H238V211L237 212H235V219H234V223H236L235 225H234V227H233V225L232 226H230L229 225V227H231L230 229H232V227H233V229L232 230H230L229 228H228V231H231L230 232V234H231V238L233 237L232 235L236 232V231H239V228L240 227H242V223H243V221H244V219H245V222L247 223L248 221H249V219L251 218V216H253L252 214H250V211L252 210V211H254L258 206H259V202L260 201H262V200H260L259 201V199H260V197L258 198V196H261V195H259L257 192H259L262 188H260V190L259 189H257L256 191L257 192H255V190L254 189H256L257 187H258V185L261 183V186L263 185V183L262 182H260L261 180L260 179H262V176L261 175H264V174H262L261 173V178H258L256 175H255V172H254V170H256V167L254 168V167H252V168H250L251 170L252 169H254L253 170V172H254V174L252 173V171L249 169L248 170V168L249 167H251V163H250V158L249 159H247L248 158V156L249 157H252L251 155H246L245 153V150H246V148H245V145L244 144H242L241 142H243V141H247L248 143H249V145H251V146H253V147H255V140L257 139V138H259L260 139V144L262 145V146H264L263 144H264V139L262 140L261 139V136L263 135V137H264V134H262V133H264V95H262V89L264 90V79H262V77L260 76L259 77V79H257V77H256V79H254L255 78V69H263V71H264V56H263V54H264V52H263V48H264V39L262 40L261 38L263 37V36H261V32L263 31L264 32V30H263V28H264V17L262 16V14H260V8L262 7H258V6H256L255 5V2H254V0H252V2L251 3H248ZM257 4V3H256ZM75 5V6H76ZM179 5V4H178ZM188 5V4H187ZM192 5V6H193ZM200 5V4H199ZM246 5V4H245ZM69 6H71V7H69ZM264 6V5H263ZM67 7L69 8V11H67L68 9H67ZM72 7H74L72 10H71V8ZM76 7H78V5L76 6ZM180 7V6H179ZM184 7H186V6H184ZM54 8H56V10H54ZM171 8H173V7H171ZM178 8V7H177ZM190 8V7H189ZM179 9V8H178ZM181 9H182V7H181ZM186 9V8H185ZM238 9V8H237ZM176 10V9H175ZM184 10V9H183ZM191 10H193V8H191ZM171 11V10H170ZM169 11V12H170ZM196 11V10H195ZM197 11H199V10H197ZM181 12V11H180ZM183 12V11H182ZM191 12V11H190ZM70 13V14H69ZM119 14H120V12H118ZM151 14V15H150ZM171 14V13H170ZM175 14V13H174ZM187 14H189V13H187ZM149 15H150V19H148V17H149ZM163 15V14H162ZM177 15V14H176ZM186 15V14H185ZM69 17V18H72V17ZM179 16V15H178ZM183 16V15H182ZM189 16H192V15H189ZM188 16V17H189ZM239 16H240V14H239ZM67 17V18H66ZM74 17H73V20H74ZM181 17V16H180ZM186 17H187V15H186ZM187 17V18H188ZM230 17V16H229ZM243 17V18H242ZM118 18V17H117ZM122 18V17H121ZM120 18V19H121ZM190 18V17H189ZM219 18V17H218ZM220 18H222V17H220ZM232 18V17H231ZM242 18V19H241ZM78 19H76V17H75V20H74V23H77V20ZM115 19V18H114ZM162 19V18H161ZM179 19V18H178ZM210 19V18H209ZM72 20V19H71ZM72 20V21H73ZM122 20H121V22H122ZM145 20H147V21H145ZM152 20H153V18H152ZM180 20V19H179ZM236 20V19H235ZM236 20V21H237ZM39 22V23H41L42 24V30L41 31H39V30H36L35 29V26H34V24H35V22ZM114 21V20H113ZM154 21V20H153ZM187 21V20H186ZM195 20H193V22H194ZM230 21H233V20H230ZM119 22H120V20H119ZM120 22V23H121ZM142 22V23H141ZM147 22V23H146ZM179 22V21H178ZM183 22V21H182ZM222 22V21H221ZM234 22V21H233ZM238 22V21H237ZM238 22V23H239ZM117 24V22H114V24ZM188 23V22H187ZM212 23V22H211ZM224 23H226V22H224ZM239 23V24H240ZM89 24V25H90ZM116 24H115V26H116ZM137 24V25H136ZM148 24V25H147ZM183 24V23H182ZM216 24V23H215ZM111 25H113V22H112V24ZM134 25H136L137 26V28H135L134 27ZM187 25V24H186ZM212 25V24H211ZM223 25V24H222ZM221 25V26H222ZM114 26V27H115ZM120 26V25H119ZM129 26V27H128ZM182 26V25H181ZM209 26V25H208ZM224 26V25H223ZM238 26V25H237ZM236 26V27H237ZM71 27V26H70ZM110 27H112V26H110ZM118 27V26H117ZM117 27H115L114 29H116ZM209 27H211V26H209ZM213 27V26H212ZM211 27V28H212ZM216 27V26H215ZM220 26H218V28H219ZM80 28V27H79ZM78 28V29H79ZM135 28V29H134ZM188 28V27H187ZM214 28V27H213ZM104 29H105V27H104ZM103 29V30H104ZM142 29V28H141ZM165 30H166V28H164ZM185 29H186V26H185ZM201 29V28H200ZM220 29V28H219ZM66 30H67V32H66ZM81 30H83V28L81 29ZM83 30V31H84ZM90 30H92V28L90 27ZM106 30V29H105ZM113 30V29H112ZM134 30L136 31V32H134ZM138 30V31H137ZM221 30V29H220ZM85 31H87V30H85ZM89 31V30H88ZM94 31V30H93ZM98 31V30H97ZM100 31H101V27H100ZM108 31V30H107ZM110 31V30H109ZM148 31H151V27L149 28V30ZM223 31V30H222ZM115 32H117L116 30H115ZM120 32V31H119ZM161 32H162V30H161ZM69 33H71V32H69ZM89 33H91V32H89ZM163 33V32H162ZM82 34V33H81ZM80 34V35H81ZM94 34V33H93ZM92 34V35H93ZM96 34V33H95ZM94 34V35H95ZM139 34V33H138ZM165 33H163V35H162V40L161 41H163V36L165 37V35H167V34H165ZM85 35V34H84ZM94 35L92 36V40H93V37H94ZM116 35H117V37H118V32L116 33ZM125 35V36H124ZM71 36V35H70ZM69 36V37H70ZM86 36V35H85ZM87 36H89V35H87ZM91 36V35H90ZM88 37L89 39L91 38V37ZM160 36H161V34H160ZM160 36H158V37H160ZM235 36V35H234ZM261 36V37H260ZM42 37V38H41ZM81 37V36H80ZM79 37V38H80ZM68 38V37H67ZM86 37H84V39H85ZM88 38H86V39H88ZM161 38V37H160ZM167 38V37H166ZM85 39V40H86ZM96 39H97V37H96ZM115 39H116V37H115ZM118 39V38H117ZM138 39V40H139ZM217 39V38H216ZM237 39V38H236ZM91 40V39H90ZM91 40V42H92V44L96 41L95 39V41H92ZM83 41V40H82ZM88 42H87V44L89 45V40H87ZM116 41V40H115ZM114 41V42H115ZM154 41H155V39H154ZM159 41V40H158ZM233 41H234V39H233ZM116 42V43H117ZM136 42V43H135ZM140 42V41H139ZM153 42V41H152ZM164 42H165V40H164ZM246 42H245V44H246ZM85 43V42H84ZM96 43V42H95ZM141 43V42H140ZM159 43V42H158ZM197 43V42H196ZM203 43V42H202ZM201 43V44H202ZM91 44V45H92ZM135 44V45H134ZM163 44V46H164V43H162ZM162 44H161V46H162ZM200 44V43H199ZM200 44V45H201ZM114 45H115V43H114ZM150 45V44H149ZM243 45V46H242ZM117 46V47H118ZM125 46V47H124ZM136 46V47H135ZM198 46V45H197ZM214 46L216 47L215 48V50L217 49V46H216V44L214 43ZM113 47H115V46H113ZM116 47V48H117ZM158 47V46H157ZM165 47V46H164ZM200 47V46H199ZM213 45L211 46V49L213 50ZM120 48V47H119ZM162 49H163V47H161ZM226 48H228V47H226ZM41 49L42 50H44L45 51V53H44V51H43V55L42 56H40L41 54H39V51H41ZM102 49V48H101ZM113 49V48H112ZM121 48H120V50H122ZM140 49V50H141ZM165 49H168V47L167 48H165ZM164 49V50H165ZM209 49H210V47H209ZM225 49V48H224ZM155 50H157V49H155ZM164 50H163V52H164ZM214 50V51H215ZM218 50V49H217ZM229 50V49H228ZM227 49L225 50V51H228ZM110 51V50H109ZM109 51H108V53H109ZM159 52H160V50H158ZM71 52V53H70ZM113 52V51H112ZM111 52V53H112ZM155 52V51H154ZM167 52V51H166ZM207 53H205V54H211L210 53V50H209V52L208 51H206ZM218 52H219V50H218ZM229 52V51H228ZM110 53V54H111ZM132 53V52H131ZM131 53H129V54H131ZM139 53V52H138ZM137 53V54H138ZM149 53V52H148ZM213 53H215V52H213ZM211 54L210 56H208V58L204 61L202 58L204 57L205 58V56H202L201 57V60L202 61H204V63H207V64H205V66H207V67H204V69H206V70H204L205 71V73H207V68L209 67L210 69H212V72H213V68H215V67H217V66H219V64L221 65V63L219 62V59L221 58L220 56H217V54L215 55V54ZM109 54V55H110ZM128 54V55H129ZM141 54V55H142ZM150 54V53H149ZM158 54V53H157ZM160 54H162L161 52H160ZM108 55V54H107ZM111 55H113V54H111ZM111 55H110V57H111ZM72 56V57H71ZM131 56V55H130ZM161 56V55H160ZM222 56V57H223ZM103 57V56H102ZM107 57V56H106ZM162 57V56H161ZM218 57H219V59H218ZM74 58V57H73ZM116 58V57H115ZM123 58V57H122ZM128 58V57H127ZM120 59H121V57H120ZM154 59H155V57H154ZM158 59H159V57H158ZM127 60V59H126ZM168 60V59H167ZM78 61V62H77ZM123 61V60H122ZM137 61V60H136ZM154 61V60H153ZM201 61V62H202ZM126 62V61H125ZM79 63V64H78ZM203 63V62H202ZM113 64H114V61H113ZM126 64V63H125ZM130 64V63H129ZM129 64H127V66L129 65ZM133 64V63H132ZM54 65H57L58 67H63V66H65V65H69V66H71V67H68V69L69 68H71V69H69V70H71V72L69 71V70H66V71H64V72H62V73H58L56 70H54L53 72H50L49 71V67H53ZM117 65V64H116ZM116 65H114V67L117 69V67H116ZM122 65V64H121ZM124 65V64H123ZM122 65V66H123ZM131 65V64H130ZM203 65L204 64H201V66H202V68H203ZM125 66V65H124ZM133 66V65H132ZM135 66V65H134ZM81 67V66H80ZM113 67V68H114ZM121 67V66H120ZM119 67V68H120ZM125 68V67H124ZM129 68V67H128ZM127 68V69H128ZM133 68V67H132ZM76 69H79L78 67L76 68ZM81 69V68H80ZM79 69V70H80ZM123 70V72H124V74L125 73H127V71L128 70ZM130 69V68H129ZM118 70H120V69H118ZM117 70V72L119 73V71ZM114 71H115V73H117L116 72V70L114 69ZM203 71V72H204ZM76 72V71H75ZM202 72V73H203ZM210 72H211V70L208 72L209 74H210ZM254 74H253V73ZM78 73V72H77ZM76 73V74H77ZM114 73V72H113ZM118 73H117V75H118ZM152 73V72H151ZM155 73V72H154ZM252 73V74H251ZM123 74V73H122ZM128 74V73H127ZM132 74V73H131ZM113 75V74H112ZM208 75V74H207ZM213 75H215V73L213 74ZM254 75V76H253ZM70 76V77H69ZM116 76V74L114 75V77ZM124 76V75H123ZM129 76V75H128ZM200 76V75H199ZM203 76H205V75H203ZM209 76V75H208ZM212 76V75H211ZM251 76H253L254 78H252ZM198 77V76H197ZM201 78H202V74H201V76H200ZM27 78H30V80L31 81H35L36 83H38V82H42V84L43 83H46V86H44L45 88H43V87H41V86H38V89L36 90V91H34V95L35 96H31V94H33V92L31 93V92H28L30 89H28V88H26V81L28 80ZM74 78V77H73ZM119 78H121V77H119ZM130 78V77H129ZM187 78H189L188 76H187ZM191 78V77H190ZM190 78H189V80H190ZM200 78V79H201ZM205 78H208L207 76H205ZM215 78H217V77H215L214 76V79ZM126 79V78H125ZM162 79V78H161ZM196 79H198V78H196ZM196 79H195V81H196ZM203 79V78H202ZM26 80V81H25ZM122 80V79H121ZM127 80V79H126ZM187 80V79H186ZM192 80H193V78H192ZM205 80H208V79H205ZM188 81V80H187ZM193 82H194V80H193ZM196 82H198V81H196ZM201 82V84H202V80L200 81ZM215 82V81H214ZM127 83V82H126ZM125 83V84H126ZM130 83V82H129ZM138 83V82H137ZM192 83V82H191ZM195 83V82H194ZM204 83V82H203ZM216 83V82H215ZM214 83V84H215ZM34 84V83H33ZM103 84V83H102ZM102 84H100V85H102ZM119 84V83H118ZM160 84V83H159ZM196 84V83H195ZM213 84V83H212ZM27 85H28V83H27ZM96 85V84H95ZM94 85V86H95ZM110 85H111V83H110ZM114 85V84H113ZM123 85V84H122ZM156 85H158V84H156ZM189 85V84H188ZM205 85V84H204ZM222 85V86H223ZM224 85V86H225ZM112 86V85H111ZM114 86H116V85H114ZM113 86V87H114ZM187 86V85H186ZM192 86V85H191ZM194 86V85H193ZM27 87H30V86H27ZM102 87V86H101ZM101 87H100V89H101ZM196 87V86H195ZM219 87V86H218ZM227 87H228V89H227ZM32 88V87H31ZM75 88V87H74ZM117 88V87H116ZM120 88V87H119ZM201 88V87H200ZM94 89V88H93ZM99 89V88H98ZM192 89H193V87H192ZM208 89V90H207ZM222 89V88H221ZM249 89V90H248ZM48 90H50V91H48ZM95 90V89H94ZM119 90V89H118ZM122 90V89H121ZM123 90H124V88H123ZM129 90V89H128ZM156 90H157V88H156ZM155 90V91H156ZM190 90H191V88H190ZM217 90V89H216ZM228 90V91H227ZM71 91H73V90H71ZM71 91H68V92H70L71 93ZM127 91V90H126ZM174 91V90H173ZM178 91H180V90H178ZM177 91V92H178ZM182 91H183V89H182ZM199 91V90H198ZM201 91V90H200ZM199 91V92H200ZM248 91H250L251 93L249 94L248 93ZM73 92H75V91H73ZM99 92H100V90H99ZM106 92V91H105ZM104 91H103V93L104 94H106ZM118 92V91H117ZM157 92V91H156ZM161 92H162V90H161ZM184 93H188V91L186 90V88L184 87V91H183ZM183 92H181V93H183ZM197 92V91H196ZM195 92V93H196ZM202 92H203V89H202ZM201 92V93H202ZM204 92L202 93V96H203V94H204ZM215 92V91H214ZM229 93V95L227 96L226 94H228ZM50 93H51V95H50ZM101 93H102V91H101ZM111 93V92H110ZM119 93V92H118ZM151 93V92H150ZM159 93H160V91H159ZM180 93V94H181ZM217 93V92H216ZM103 94V95H104ZM117 94V93H116ZM116 94H115V99H116ZM121 94V93H120ZM124 94V93H123ZM172 94V93H171ZM170 94V95H171ZM190 94H193V93H189V97H191L192 95H190ZM214 94H215V97H214ZM248 96V94L251 96L250 98H249V96H248V98H247V100L248 101H246V100H244V99H246V95ZM99 95V94H98ZM102 95V94H101ZM99 96V97H101V99L100 100H102V96ZM125 96H126V94H124ZM127 95H128V93H127ZM164 95H166L165 93H164ZM185 95V94H184ZM188 95V94H187ZM194 95V94H193ZM195 95H197L198 96V92H197V94H195ZM235 95V97H233V96ZM113 96V95H112ZM121 96H122V94H121ZM169 96V95H168ZM179 96H182V98L181 97H179ZM177 98H181V100H184V99H186V97L185 98H183V95H179ZM186 96V95H185ZM227 96V97H226ZM30 97V98H29ZM107 97V96H106ZM109 97H110V95H109ZM126 97H128V96H126ZM162 97H163V95H162ZM171 97V96H170ZM194 96H192L191 98H193ZM36 98V99H37ZM62 98V99H63ZM98 98V97H97ZM114 97H112V99H113ZM172 98H173V95H172ZM176 98V97H175ZM175 98H173V99H175ZM197 98V99H198ZM212 98H214V100H212ZM218 98V97H217ZM229 98V99H228ZM230 98H232V101L230 100ZM32 99V98H31ZM34 100V101H37V100ZM39 99H38V101H39ZM107 99V98H106ZM122 99V98H121ZM126 99V98H125ZM124 99V100H125ZM163 99V98H162ZM196 99V98H195ZM198 99V100H199ZM230 100V104H227V101L228 100ZM98 100V99H97ZM97 100H96V103H97ZM119 100H120V98H119V96H118V99H117V102H119ZM171 100V99H170ZM176 100V99H175ZM180 100V99H179ZM179 100L177 101H173V102H179ZM187 100H188V98H187ZM193 100V99H192ZM106 101V100H105ZM114 102L113 103H115V101L116 100H113ZM156 101V100H155ZM211 101H212V103H211ZM99 102V101H98ZM117 102H116V104H117ZM125 102V101H124ZM159 102V101H158ZM157 102V103H158ZM197 102V101H196ZM38 103H41V102H38ZM37 103V104H38ZM104 103V102H103ZM112 103V101H111V107H112V110H113V112H111V114L112 113H114V115H115V112L117 113V111H116V109L119 107V105H123L124 103H118L119 105H116V107H115V104H113ZM161 103V102H160ZM163 103V106H164V104L165 103H167L166 105L168 106V105H170L172 102H169L170 104H168V102H162ZM183 103L184 102H181L180 101V103L179 104H181V105H183ZM191 103H194L193 101L191 102ZM209 103H211V104H213V105H210V106H208L209 105ZM98 104V103H97ZM109 104V103H108ZM107 104V105H108ZM141 104V103H140ZM152 104V103H151ZM174 104V103H173ZM188 104V103H187ZM200 103H197V106L199 105ZM99 105V104H98ZM101 105H103V104H101ZM112 105H114V106H112ZM184 105H185V103H184ZM191 105V107H192V105L193 104H190ZM35 106H36V104H35ZM63 106V107H62ZM127 106H128V104H127ZM148 106V105H147ZM159 105H157V107H158ZM161 106H162V104H161ZM179 106V105H178ZM177 106V108L179 109L180 107H178ZM200 106H202V105H200ZM37 108L39 107V105L38 106H36ZM35 107V108H36ZM102 107V106H101ZM100 107V108H101ZM136 107V106H135ZM149 107V106H148ZM164 107H166V106H164ZM163 107V108H164ZM169 107V106H168ZM171 107V106H170ZM36 108V109H37ZM40 108H42L41 106H40ZM40 108H39V112H40ZM62 108V109H61ZM120 108V107H119ZM118 108V110H121V109H119ZM150 108V107H149ZM155 108H156V106H155ZM161 108V107H160ZM175 108V107H174ZM181 108H183V106L181 107ZM196 108V107H195ZM213 108V107H212ZM98 109H99V107H98ZM103 109H104V107H103ZM184 109V108H183ZM208 109H211V108H208ZM32 110V109H31ZM42 110V109H41ZM64 110V109H63ZM110 110H111V108H110ZM109 110V111H110ZM111 110V111H112ZM124 110V109H123ZM151 110V109H150ZM212 110V109H211ZM214 110V111H215ZM20 111H22L23 112V110H20ZM25 111V110H24ZM98 111V110H97ZM125 111V110H124ZM123 111V112H124ZM155 111V110H154ZM158 111V110H157ZM168 111H169V109H168ZM172 111H174V110H172ZM175 111H176V108H175ZM174 111V112H175ZM177 111H179V110H177ZM213 111V112H214ZM45 112V111H44ZM47 113L46 112V115H47V118H49L50 117V120L49 121H53V118H51L52 117V114H50V113ZM63 112V111H62ZM150 112V111H149ZM152 112V111H151ZM156 112V111H155ZM154 112V113H155ZM160 112H162V111H160ZM160 112H159V114H160ZM187 112V111H186ZM209 112H210V110H209ZM24 113V112H23ZM55 113V112H54ZM101 113V112H100ZM167 112H165L164 113V116H165V114H166ZM188 113V114H189ZM32 114V112L30 111V112H25L24 113V118H26V120H28L27 118H30V115ZM41 114H45V113H40L39 115L40 116H42ZM48 114H49V117H48ZM98 113L96 112L95 113V115H97ZM118 114L120 115V113L118 112ZM171 114L169 115V114H166L167 116V118H166V120L167 119H170L169 121H172L173 122V120H172V117H168V116H171ZM178 114V113H177ZM189 114V115H190ZM198 114H197V116H198ZM38 115V116H39ZM46 115H43L44 117H46ZM51 115V116H50ZM151 115V114H150ZM153 115V114H152ZM162 115H163V113H162ZM162 115H160V116H162ZM40 116H39V119L36 121V120H34L35 122H33V120H32V122L34 123V125L32 126V124H31V126H30V122L29 123H27L26 124V130H27V132L29 131V133L31 132V133H33V130L31 129V127L34 129H38V128H40L41 126H42V128H43V126H44V124H45V126H49V129L52 127H50V125H51V122H49V121H47V119L45 118V120L43 119V117H41L40 118ZM100 116V114L97 116V117H99ZM109 116H111V115H109ZM117 116V115H116ZM123 116H124V114H123ZM198 116V117H199ZM208 116V115H207ZM215 116V117H216ZM111 117H113V116H111ZM212 116H208V119L209 118H211ZM100 118V117H99ZM99 118H96L97 120L99 119ZM119 118V117H118ZM123 118V117H122ZM165 118H163V119H165ZM184 118H187L189 121H185V122H187L186 124H184L185 122L183 121V120H185ZM197 120H196V119ZM57 119V118H56ZM61 119V118H60ZM108 119H110V118H108ZM117 119V118H116ZM116 119H114L113 120V122L116 120ZM124 119V118H123ZM144 119V118H143ZM204 119V120H203ZM30 120H31V118H30ZM94 120V119H93ZM63 121V120H62ZM62 121H60V122H62ZM101 121H102V119H101ZM100 121V122H101ZM147 122H148V120H146ZM152 121V120H151ZM180 121V120H179ZM214 121V120H213ZM27 122V121H26ZM31 122V123H32ZM107 122V121H106ZM111 122V121H110ZM118 122V121H117ZM121 122H122V120H121ZM171 122V123H172ZM175 122V123H176ZM207 122H208V120H207ZM209 122H210V119H209ZM22 123V122H21ZM48 123V124H47ZM53 123H54V121H53ZM94 123H97V121L96 120H94ZM144 123V122H143ZM174 123V124H175ZM211 123V122H210ZM253 123H256L255 124V129H256V125H258V128L255 130L253 127H251L252 125H253ZM50 124V125H49ZM100 124V123H99ZM116 124V123H115ZM135 124V123H134ZM152 124V123H151ZM173 124V125H174ZM182 124V125H181ZM54 125V124H53ZM96 125H98V124H96ZM95 125V126H96ZM114 125V124H113ZM146 125V124H145ZM182 127H181V126ZM205 125V124H204ZM48 126H47V128L46 129H48ZM55 126V125H54ZM100 126V125H99ZM98 126V127H99ZM117 125H115V127H116ZM124 126V125H123ZM138 126V125H137ZM136 126V127H137ZM147 126V125H146ZM148 126H149V124H148ZM161 126H163L162 125V123H161ZM254 126V125H253ZM11 127V126H10ZM19 127V126H18ZM20 127H22V126H20ZM27 127L29 128V129H27ZM58 127H60L59 125H58ZM62 127H64V125L62 126ZM102 127H103V125H102ZM113 127V126H112ZM130 127H131V125H130ZM135 127V128H136ZM12 128V127H11ZM55 128H57V127H55ZM61 128V127H60ZM99 128H101V127H99ZM107 128V127H106ZM117 128V127H116ZM116 128H113V129H116ZM123 128V127H122ZM151 128V127H150ZM162 128H164V127H162ZM161 127H160V129H162ZM215 128V129H216ZM23 129H24V127H23ZM44 129V128H43ZM97 129V128H96ZM113 129H111V131L113 130ZM137 129V128H136ZM165 129V128H164ZM11 131L12 129H8V131ZM19 130V129H18ZM32 130V131H31ZM39 130V129H38ZM37 130V132L39 133V131ZM50 130H52V128L50 129ZM54 130V129H53ZM53 130H52V132H53ZM62 130V129H61ZM117 130V129H116ZM168 130V129H167ZM258 130V131H257ZM9 131V132H10ZM20 131V130H19ZM162 131H164V130H162ZM183 131H187V133H185V137H183ZM188 131H189V133L191 134H189L188 133ZM201 131V132H200ZM214 131V130H213ZM22 132V131H21ZM34 132H36L35 130H34ZM49 132V131H48ZM51 132V131H50ZM52 132L49 134V135H51L52 134ZM117 132V131H116ZM147 133L149 132V131H146ZM165 132V131H164ZM164 132H163V135H165L164 134ZM166 132H168V131H166ZM211 132V131H210ZM10 133H12V132H10ZM15 133H17L16 131H15ZM14 133V130H13V135L11 134V136H13L12 137V139H11V145H12V147L14 148L15 146V148H17V146H19V141H20V139H18L19 141L17 142V139L16 138H18L19 136H14V135H16ZM20 133V132H19ZM23 133V132H22ZM37 133V134H38ZM41 133H43V132H41ZM44 133H47L46 131L44 132ZM55 132H53V136L55 135L54 134ZM103 133V132H102ZM110 133V132H109ZM112 133V132H111ZM114 133V132H113ZM137 133H138V131H137ZM145 133V132H144ZM188 134V135H187ZM193 134V135H192ZM217 134H219V135H217ZM39 135H40V133H39ZM42 135V134H41ZM44 135V134H43ZM43 135H42V138H41V136H40V138L39 139H42L41 141L43 142V143H41L42 144V148H41V150H43V147H44V145L49 141V136H47L48 134H46V136L45 137H43ZM114 135H116V134H114ZM171 135V136H170ZM186 135H187V137H186ZM200 135L198 136V137H200ZM216 135H217V138H216ZM190 136V137H189ZM16 137V138H15ZM107 137V136H106ZM117 137V136H116ZM137 137H138V135H137ZM136 137V138H137ZM145 137V136H144ZM189 137V139L187 140L186 138H188ZM202 137H204L203 135H202ZM9 138H11V137H9ZM20 138V137H19ZM111 138V137H110ZM185 138V139H184ZM205 138V137H204ZM23 139V138H22ZM21 139V140H22ZM112 139H114V138H112ZM115 139H118V138H115ZM147 139V138H146ZM158 139V140H159ZM169 139V140H168ZM182 139H184V142H186L185 144H184V142H183V140ZM199 139V138H198ZM37 140V139H36ZM51 140V139H50ZM106 140V139H105ZM109 140H111V139H109ZM145 140V139H144ZM158 140H157V142H158ZM185 140H187V141H185ZM205 140H207V139H205ZM23 141V142H22ZM22 141H20L21 143V145H22V143H24V140H22ZM29 141V140H28ZM35 141V140H34ZM195 141H197V139H195L193 142H195ZM199 141V140H198ZM198 141L196 142V143H198ZM222 141V140H221ZM225 141V140H224ZM10 142V141H9ZM8 142V143H9ZM15 142H16V144H15ZM45 142V143H44ZM117 142V141H116ZM223 142V141H222ZM256 142H257V140H256ZM259 142L257 143V144H259ZM17 143H18V145H17ZM26 143V142H25ZM30 143L34 146L35 144V147L36 148H38V146H39V140H38V142L37 143H34V142H31L30 141ZM34 143V144H33ZM51 143V142H50ZM113 141L111 142V145H113ZM139 143V142H138ZM142 143V142H141ZM140 143V144H141ZM218 143H220L219 142V140H218ZM238 143H241L242 144V146H244V149H243V151H244V153H243V151L241 152L240 150H239V147H238V150H237V146L236 145H238ZM15 144V145H14ZM44 144V145H43ZM47 144H49V143H47ZM101 144V143H100ZM109 144V143H108ZM124 144V143H123ZM126 144V143H125ZM124 144V147L127 145H125ZM132 144H133V142H132ZM132 144H131V146H132ZM134 144H135V141H134ZM133 144V145H134ZM165 144V145H166ZM190 144V145H189ZM192 144H194V143H192ZM208 144V145H207ZM221 144V143H220ZM220 144H219V146H220ZM224 144V143H223ZM226 144V143H225ZM29 145V144H28ZM52 146H54L53 144H51ZM50 145V146H51ZM102 145V144H101ZM100 145V146H101ZM120 145V144H119ZM129 145V144H128ZM164 145V146H165ZM188 145H189V148H187L188 147ZM196 146H197V144H195ZM222 145V144H221ZM22 146H24V145H22ZM22 146H20V147H22ZM26 146H27V144H26ZM25 146V147H26ZM33 146H31V147H29V148H32ZM39 146V147H40ZM49 146V145H48ZM48 146H45V148L46 149H48V148H51L50 146L48 147ZM56 146V145H55ZM110 146V145H109ZM135 146H137V144H135ZM163 146V147H164ZM191 146V147H190ZM217 146V145H216ZM223 146V145H222ZM260 146V145H259ZM8 147V146H7ZM6 147V148H7ZM128 147V146H127ZM138 147H139V144H138ZM146 147V146H145ZM149 147V146H148ZM160 148H161V145L159 146ZM162 147V148H163ZM221 147V146H220ZM249 146H247V148H248ZM9 148H11V147H9ZM19 148V147H18ZM17 148V151H19L20 152V149H18ZM117 148V147H116ZM115 148V149H116ZM140 148V147H139ZM168 148V147H167ZM185 148H187V149H189V151L188 152H190V151H192V152H194V153H192V155L191 156H189L188 157V155L186 156V151L184 150V152L186 153L185 154V156L186 157H188V159H187V161H186V157H185V161L184 160H181V154H183V152H182V150L183 149H185ZM260 148H262L261 146H260ZM264 148V147H263ZM25 149V148H24ZM34 150H35V148H33ZM186 149V150H187ZM7 150V149H6ZM12 150V149H11ZM11 150H7V151H11ZM16 150V149H15ZM21 150H22V148H21ZM30 150V149H29ZM32 150V149H31ZM30 150V152H32ZM33 150V151H34ZM45 150V149H44ZM49 150V149H48ZM122 150H124V148L122 149ZM142 150V149H141ZM146 150V149H145ZM168 150H169V148H168ZM208 150V149H207ZM223 150V149H222ZM249 150V149H248ZM6 151V152H7ZM38 151V149L37 150H35V152H37ZM40 151V150H39ZM46 151V150H45ZM51 151V150H50ZM109 151V150H108ZM114 151V150H113ZM125 151V150H124ZM128 151V150H127ZM143 151V150H142ZM141 151V152H142ZM252 151H253V149H252ZM251 151V152H252ZM12 152H13V150H12ZM27 152V151H26ZM239 152H240V155L241 156H239ZM250 152V151H249ZM15 153V152H14ZM27 153H29V152H27ZM27 153H25V156H26V154ZM41 153V152H40ZM47 153V152H46ZM51 153V152H50ZM50 153H49V155H50ZM114 153V152H113ZM143 153V152H142ZM164 153H165V150H164ZM169 153H170V150H169ZM190 153V154H191ZM242 153H243V155H242ZM20 154V153H19ZM23 155H24V152L22 153ZM34 154V153H33ZM39 154V153H38ZM44 154V153H43ZM109 154L111 155V152L109 151ZM119 154H122L121 152L119 153ZM147 154H148V152H147ZM146 154V155H147ZM166 154V153H165ZM245 154V155H244ZM102 155V154H101ZM105 155V154H104ZM141 154H139V156H140ZM155 154H153V156H152V158L150 157L151 155L150 154H148V157H149V160H150V158H151V160L153 161L154 160V156ZM169 155V154H168ZM22 156V155H21ZM21 156H19V157H21ZM28 156V155H27ZM31 156V155H30ZM108 156V155H107ZM123 156V155H122ZM142 156V155H141ZM222 156V155H221ZM243 156H247V160H248V162L247 163H249V164H246V162H245V157H243ZM23 157V156H22ZM37 157V156H36ZM43 157H44V155H43ZM98 157V156H97ZM148 157H147V160H146V158L144 157V161H145V163L143 164L144 166H146V162H147V166H148V168H150V164L151 163H153L152 164V168H154L153 166L154 165H156V164H154V162H152V161H150L149 163H148ZM184 157V156H183ZM244 159H242V158ZM262 158L264 157V156H261ZM27 158V157H26ZM35 158V157H34ZM46 158V157H45ZM100 158H102V157H100ZM142 158V157H141ZM218 158V159H217ZM223 158V157H222ZM221 158V159H222ZM254 157H252L251 159H253ZM37 159V158H36ZM40 159V158H39ZM44 159V158H43ZM94 159H95V157H94ZM158 159V158H157ZM183 159V158H182ZM239 159V160H238ZM242 159V160H241ZM96 160V159H95ZM94 160V161H95ZM101 160V159H100ZM100 160H98V161H100ZM106 160V159H105ZM109 160V159H108ZM123 160V159H122ZM160 161H162L161 159H159ZM225 160H223V162L225 161ZM241 160V161H240ZM263 160V159H262ZM36 161V160H35ZM107 161V160H106ZM116 161H118V160H116ZM155 161H156V158H155ZM216 161V162H215ZM240 161V162H239ZM96 162V161H95ZM110 162V161H109ZM120 162V161H119ZM226 162V161H225ZM88 163V162H87ZM220 163V164H221ZM122 164H123V161H122ZM220 164H218V165H220ZM221 164V165H222ZM237 164V165H238ZM239 164V165H240ZM247 165V168H246V165ZM84 165V164H83ZM86 165V164H85ZM89 165V164H88ZM88 165H86V166H88ZM95 165V164H94ZM106 165V164H105ZM105 165H104V167H105ZM110 165V164H109ZM111 165H112V163H111ZM142 165V166H143ZM220 165V166H221ZM253 165H255V164H253ZM252 165V166H253ZM257 165V164H256ZM85 166V167H86ZM124 166V165H123ZM157 166V165H156ZM234 166V165H233ZM91 167V166H90ZM96 167V166H95ZM98 167V166H97ZM195 167H196V169L197 168H199V170H200V168L202 169V171L201 172H203L204 174H202V176H203V178L201 179V180H193V179H191V181H190V183L188 184V185H185L184 184V179H185V177H183V179L181 178V175H185V174H182V171H185V170H195ZM218 167V166H217ZM215 168V166H214V168L217 170L218 168ZM232 167V166H231ZM235 167H236V165H235ZM235 167H233V168H235ZM239 167V166H238ZM99 168V167H98ZM147 168V169H148ZM233 168H230V169H233ZM242 168H243V166H242ZM114 169V168H113ZM146 169V168H145ZM215 169H213V170H215ZM220 169V170H221ZM222 169V170H223ZM258 169V168H257ZM142 173L141 174H143V172H144V168H142ZM198 170V169H197ZM242 170V169H241ZM89 171H91V170H89ZM104 171H106V170H104ZM111 171V170H110ZM128 171V170H127ZM188 171H185L184 173H189ZM211 171L213 172V174L211 175ZM230 171V170H229ZM235 171H236V168H235ZM99 172V171H98ZM197 172V171H196ZM87 173H89V172H87ZM145 173V172H144ZM193 173V172H192ZM192 173H189V174H192ZM228 173V172H227ZM256 173H258V172H256ZM90 174V173H89ZM121 174V173H120ZM119 174V175H120ZM197 174V173H196ZM241 174H242V172H241ZM96 175V174H95ZM154 175V174H153ZM193 175V174H192ZM257 177H255V176ZM105 176V175H104ZM142 176V175H141ZM225 176H227L226 174H225ZM144 177V176H143ZM190 178H191V176H189ZM193 177H195V176H193ZM217 177V176H216ZM220 177H219V179H217V182H219L220 183ZM228 177V179H229V177L230 176H227ZM1 178H3V177H1ZM99 179H100V177H98ZM118 178H119V176H118ZM117 178V179H118ZM198 178V177H197ZM224 178V177H223ZM222 178V179H223ZM263 178H264V176H263ZM5 179V178H4ZM102 179V178H101ZM104 179H105V177H104ZM121 179V178H120ZM186 179H188V178H186ZM195 179H196V177H195ZM199 179V178H198ZM212 179L214 180H216V178H214V176L211 178V181H212ZM225 179H227L226 177L223 179V180H225ZM227 179V180H228ZM147 180V179H146ZM146 180L144 179V182H146ZM147 180V181H148ZM220 180V181H219ZM225 181V182H228V181ZM260 180V181H259ZM6 181V180H5ZM124 181V180H123ZM262 181H263V179H262ZM104 182V181H103ZM122 182V181H121ZM148 182H151V180L150 181H148ZM215 182V181H214ZM0 183H1V181H0ZM157 183H155V184H157ZM219 183H217V184H219ZM222 183H224V181L222 182ZM145 184H149L150 185V183H144V185ZM152 184H154V183H152ZM2 185V184H1ZM103 185H104V183H103ZM143 185V184H142ZM144 187H147L148 188V186L147 185H145V186H142V188H143V190L145 189ZM157 187V186H156ZM256 187V188H255ZM263 187V186H262ZM227 188V187H226ZM157 190H158V188H156ZM229 189H227V191L229 190ZM142 190V189H141ZM152 190H154V189H152ZM157 190H154L155 192H153V193H155V194H157ZM263 191H262V193H261V191L259 192L260 194H264L263 192H264V189H262ZM138 191V190H137ZM146 189H145V193H146ZM150 191H151V187H150ZM159 192V191H158ZM139 193H140V191H139ZM150 193V192H149ZM153 193H151V195L149 194V196H154V195H152ZM137 194V193H136ZM147 195H148V193H146ZM226 194H229V193H226ZM138 196V195H137ZM157 196H158V194H157ZM264 197V196H263ZM263 197H261V198H263ZM144 198H146V196L144 197ZM155 198H156V195H155ZM224 198H227V196H224ZM137 199V198H136ZM141 199V198H140ZM149 199V198H148ZM147 199V200H148ZM259 201L258 203H257V200ZM138 200H139V198H138ZM142 200V199H141ZM150 200H152L153 201V197L151 198V199H149V201ZM156 200V199H155ZM145 202V203H144ZM148 202V201H147ZM154 202V201H153ZM153 202H151V203H153ZM258 204V206L256 205V203ZM143 203L144 204H146V206H148L147 205V203H146V200L145 201H143ZM151 203H150V205H151ZM155 204L154 205H156L157 203H158V201H157V203L156 202H154ZM159 204V203H158ZM127 205V204H126ZM256 205V206H255ZM19 206V205H18ZM144 206V205H143ZM158 206V205H157ZM148 207H150V206H148ZM148 207H146L147 209H150V208H148ZM161 207V209H163ZM223 207V208H222ZM146 208L144 209V207H143V209L144 210H146ZM237 208V207H236ZM113 209V208H112ZM152 209V208H151ZM224 209V210H223ZM110 210V209H109ZM156 210H157V208H156ZM159 210V209H158ZM223 210V211H222ZM111 212H112V210H110ZM142 211V210H141ZM150 211H152V210H150ZM161 212H163V210H160ZM160 211H159V213H160ZM221 211H222V213H221ZM226 211V210H225ZM230 212V210H227V212ZM252 211H251V213H252ZM148 212V214H149V210L147 211ZM147 212H146V214H147ZM110 212H108L107 214H109ZM141 213V212H140ZM159 213L157 214L158 216H159ZM255 212H253V214H254ZM101 214H103V213H101ZM111 214H113V212L111 213ZM145 214V213H144ZM161 214V213H160ZM163 214V213H162ZM165 214V216L167 215L166 213H164ZM229 213H227V215H228ZM141 215V214H140ZM150 215H151V213H150ZM152 215H153V212H152ZM221 215H222V217H221ZM249 215H251V216H249ZM101 216V215H100ZM113 216V215H112ZM149 216V215H148ZM250 218H249V217ZM102 217V216H101ZM111 217V216H110ZM114 217V216H113ZM113 217H111V218H113ZM118 217V216H117ZM141 217V216H140ZM163 217V216H162ZM221 217V218H220ZM232 215H231V217L230 218H228V220L230 221V219H232ZM248 217V219H246ZM105 218H107V215H105ZM143 218V217H142ZM141 218V219H142ZM147 218H149V217H147ZM236 218L240 221L241 220V223L240 222H238V220H236ZM107 219H109V218H107ZM117 219V218H116ZM152 219H154V220H152ZM160 219V218H159ZM115 220V219H114ZM157 220V219H156ZM243 220V221H242ZM246 220H248V221H246ZM104 221V220H103ZM141 221V220H140ZM163 221H165V220H163ZM220 221V222H219ZM224 221H226V219H224L223 220V222ZM236 221V222H235ZM107 222V221H106ZM109 222V221H108ZM108 222H107V224H108ZM157 222V221H156ZM160 222V221H159ZM158 222V223H159ZM231 222H232V220H231ZM231 222H226L227 223V225H228V223L230 224ZM237 222H238V224H237ZM141 223V222H140ZM234 223H232V224H234ZM96 224H98V221H97V223ZM100 224V223H99ZM248 224V223H247ZM113 225H117V224H113ZM138 225H140V224H138ZM224 225H225V223H224ZM226 225V227H228ZM238 225V226H237ZM244 225V224H243ZM98 226V225H97ZM104 226V225H103ZM109 226V225H108ZM111 226V225H110ZM219 226H220V224H219ZM95 227V226H94ZM106 227H107V225H106ZM105 227V228H106ZM115 227V226H114ZM139 227H141V226H139ZM221 227V226H220ZM103 228V227H102ZM111 228V227H110ZM117 228V227H116ZM158 228V227H157ZM223 228V227H222ZM242 228H244V227H242ZM242 228H240V229H242ZM97 229H98V227H97ZM218 229H219V227H218ZM99 230V229H98ZM97 230V231H98ZM108 230H109V228H108ZM156 229H154L153 230V232L155 231ZM160 230V229H159ZM165 230V229H164ZM163 230V231H164ZM212 230V229H211ZM222 230V229H221ZM104 231H106V229L104 230ZM104 231H101V232H104ZM134 231V230H133ZM132 231V232H133ZM138 231H139V229H138ZM223 231V230H222ZM226 231H227V229H226ZM227 231V232H228ZM99 232V231H98ZM97 232V233H98ZM114 232V231H113ZM150 232V233H149ZM213 232V231H212ZM91 233H95V232H91ZM137 233H140V232H137ZM157 233V232H156ZM168 233V232H167ZM101 234V233H100ZM106 234V233H105ZM154 234V233H153ZM171 234V235H172ZM209 234V235H208ZM243 234V233H242ZM96 235V234H95ZM114 235H115V233H114ZM103 236V235H102ZM105 236V235H104ZM112 236V235H111ZM221 236V235H220ZM236 236H238V235H236ZM94 237V236H93ZM97 237H98V235H97ZM101 237V235L99 236V238ZM163 237V236H162ZM161 237V238H162ZM167 237V236H166ZM166 237H164L165 239V241H166ZM228 237H230V236H228ZM101 238H103V237H101ZM106 238V237H105ZM134 238L136 239V234H135V236H134ZM153 238V237H152ZM159 238V237H158ZM222 238H223V236H222ZM222 238L220 239L221 241H219V242H223L222 241ZM260 238H262V237H260ZM110 239V238H109ZM133 239V238H132ZM135 239H133V240H135ZM168 239H169V237H168ZM167 239V240H168ZM233 239H235L234 237H233ZM233 239H230V240H233ZM95 240V239H94ZM97 240H99V239H97ZM97 240H96V242H97ZM101 240V239H100ZM113 240V239H112ZM115 240V239H114ZM136 240H138V239H136ZM140 240V239H139ZM212 240V239H211ZM213 240H215V239H213ZM212 240V241H213ZM217 240V239H216ZM226 240H228V242H230V240H229V238L227 239L226 238ZM226 240H224L225 241V243L227 242ZM236 240V239H235ZM168 241V242H169ZM184 241H185V243H184ZM211 241V242H212ZM103 242V241H102ZM111 242V241H110ZM114 242V241H113ZM113 242H111V243H113ZM187 242V243H186ZM217 242V241H216ZM216 242H214V243H216ZM262 242H263V240H262ZM109 243V242H108ZM110 243V244H111ZM183 243H184V245H183ZM225 243H219V245L221 244H225ZM235 243V242H234ZM101 244V243H100ZM109 244V245H110ZM134 244V243H133ZM186 244H188V248L187 249H185V245ZM228 243H226V245H227ZM113 245V244H112ZM115 245V244H114ZM135 245V244H134ZM226 245H225V247H224V249H226ZM237 245V244H236ZM182 246H184V248L182 247ZM217 246V245H216ZM222 246H220V247H222ZM97 247V246H96ZM105 247V246H104ZM110 247V246H109ZM113 248H114V246H112ZM167 247L165 248V250L167 249ZM232 247V246H231ZM107 248V247H106ZM94 249V248H93ZM99 249V248H98ZM135 249H136V247H135ZM134 249V250H135ZM227 249H228V247H227ZM104 250H105V248H104ZM107 250H108V248H107ZM111 250H112V248H111ZM110 250V251H111ZM199 250V249H198ZM198 250H196V251H198ZM201 250V249H200ZM223 250V249H222ZM233 250V249H232ZM238 250V249H237ZM96 251H98V250H95V253H94V255L96 254ZM136 251V250H135ZM163 251V250H162ZM195 251V252H196ZM217 251V250H216ZM226 250H224L223 252H224V254H226V253H231V254H229V255H231L232 256V252L234 251H232V252H230L229 250H228V252L226 251ZM194 252V251H193ZM198 252H200V251H198ZM242 252V251H241ZM99 253H101V252H99ZM131 253V252H130ZM134 253V252H133ZM201 253V252H200ZM103 254H106V253H103ZM102 254V255H103ZM149 254V253H148ZM198 254V253H197ZM202 254V253H201ZM221 254H222V252H221ZM240 254H242V253H240ZM107 255V254H106ZM132 255V254H131ZM132 255V256H133ZM198 255H200V254H198ZM219 256H220V254H218ZM218 255H213L214 257H215V259L217 258V256ZM234 255V254H233ZM97 256V255H96ZM108 256V255H107ZM132 256H131V258H132ZM204 256V255H203ZM222 256V257H221ZM220 257V262H221V264H230V261H231V257H229L227 254L226 255H221ZM228 256V257H227ZM235 257L234 258H236V252H235V255H234ZM135 257V256H134ZM183 257V258H182ZM213 257V258H214ZM233 257V256H232ZM96 258V257H95ZM100 258V257H99ZM98 258V259H99ZM107 258V257H106ZM140 258H139V260H138V263H143V261H141L140 262ZM201 258H202V256H201ZM240 258V257H239ZM134 259V258H133ZM214 259V260H215ZM95 260V259H94ZM134 260H136V257H135V259ZM202 260V259H201ZM219 260V259H218ZM101 261V260H100ZM144 261V262H145ZM217 261V260H216ZM215 261V262H216ZM109 262V261H108ZM111 262H112V260H111ZM110 262V263H111ZM122 262V261H121ZM135 264H136V261H133ZM183 262H188V261H186V258H185V261L183 260ZM210 262V261H209ZM254 262V261H253ZM137 263V264H138ZM217 263H218V261H217ZM126 264V263H125ZM211 264V263H210ZM213 264H214V262H213ZM255 264V263H254Z\"/></svg>",
    "mask_w": 264,
    "mask_h": 264
}]
</instances>
